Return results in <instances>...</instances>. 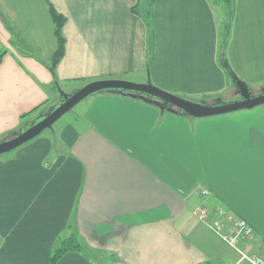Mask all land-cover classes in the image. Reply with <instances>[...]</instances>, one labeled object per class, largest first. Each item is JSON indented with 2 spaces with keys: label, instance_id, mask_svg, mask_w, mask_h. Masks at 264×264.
<instances>
[{
  "label": "crops",
  "instance_id": "1",
  "mask_svg": "<svg viewBox=\"0 0 264 264\" xmlns=\"http://www.w3.org/2000/svg\"><path fill=\"white\" fill-rule=\"evenodd\" d=\"M49 1L67 17L57 82ZM138 1L0 0V138L60 88L97 78L145 81L149 70L153 83L187 97L225 91L219 46L229 19V64L251 88L264 84V0H233L231 18L223 0H155L150 64ZM90 97L52 134L0 154V264H99L94 253L107 264H250L198 218L200 204L249 220L254 234L241 247L264 253V124H255L264 108L259 120L249 118L254 106L231 112V124H189L193 115L139 96ZM71 235L81 249L51 263Z\"/></svg>",
  "mask_w": 264,
  "mask_h": 264
},
{
  "label": "water",
  "instance_id": "2",
  "mask_svg": "<svg viewBox=\"0 0 264 264\" xmlns=\"http://www.w3.org/2000/svg\"><path fill=\"white\" fill-rule=\"evenodd\" d=\"M224 65L238 89L239 96L235 99L219 98L216 101H206L166 90L153 83L149 70L147 80L145 81L123 77H103L90 80L70 91L60 88L58 99L51 103L46 110L28 119L26 123L20 126L17 131H13L11 135L0 139V154L28 142L46 128H52L54 122L74 107L75 104L100 91L128 92L133 96H139L146 101L158 105L162 111L169 110L193 116L226 113L237 109L251 108L264 103V90L257 93L253 92L247 81L238 75L228 61Z\"/></svg>",
  "mask_w": 264,
  "mask_h": 264
},
{
  "label": "trees",
  "instance_id": "3",
  "mask_svg": "<svg viewBox=\"0 0 264 264\" xmlns=\"http://www.w3.org/2000/svg\"><path fill=\"white\" fill-rule=\"evenodd\" d=\"M214 2H219L222 0H213ZM227 3L228 7H230V12L228 13V17L231 18L233 15V0H223ZM154 4L155 0H139L135 5L132 6V9L143 15V17L146 20L147 23V34H148V64H150L153 54H154V34H155V29H154ZM49 8H50V13L52 15L53 21H54V33L57 39V47L55 51L53 52L51 59L49 61V69L51 73L53 74L55 82H57V74H56V67L61 59V57L64 54L65 51V36L63 34V25L67 19L66 15L60 12L52 2L49 1ZM230 34V19L226 21L223 24V31H222V36H221V41H220V48H219V61L221 65L225 68L227 75L230 79V82L232 84V78L230 74L228 73L226 67H225V62L228 61V58L226 56L225 50L228 42V37ZM5 53V49L0 47V58L2 55ZM229 62V61H228ZM248 83V82H247ZM249 84V83H248ZM235 85V84H234ZM250 85V84H249ZM122 94H129L128 92H120ZM132 95V94H130ZM214 100H211L210 98L214 97ZM224 99L225 97L221 93H211V94H204L200 96L199 99H203L206 101H216L217 99ZM40 106V105H39ZM39 106H36L32 108L31 110L24 112L21 114V126L26 123L28 119H25L29 113L37 109ZM47 109V108H46ZM45 109V110H46ZM44 111V110H43ZM36 115V114H35ZM34 115V116H35ZM33 117V116H32ZM20 128V127H19ZM18 128V129H19ZM16 129L15 131H17ZM7 136V135H6ZM5 136V137H6ZM4 138V137H2ZM1 139V138H0ZM0 242H1V234H0ZM81 243L75 238V236L71 235L65 238H62L60 242L55 244L53 247L50 261L51 263L57 262V260L67 251L69 250H80L81 249Z\"/></svg>",
  "mask_w": 264,
  "mask_h": 264
},
{
  "label": "built area",
  "instance_id": "4",
  "mask_svg": "<svg viewBox=\"0 0 264 264\" xmlns=\"http://www.w3.org/2000/svg\"><path fill=\"white\" fill-rule=\"evenodd\" d=\"M208 192L209 190L202 189V193ZM195 213L226 243L236 248L241 254V259H247L250 264H264V253L246 251L241 247V242L252 238L254 234L253 224L245 217L235 215L223 208L216 209L212 214V210L204 204L198 205Z\"/></svg>",
  "mask_w": 264,
  "mask_h": 264
},
{
  "label": "rangeland",
  "instance_id": "5",
  "mask_svg": "<svg viewBox=\"0 0 264 264\" xmlns=\"http://www.w3.org/2000/svg\"><path fill=\"white\" fill-rule=\"evenodd\" d=\"M215 3H222V4H225L223 1L221 2V1H219V2H215ZM222 7V6H221ZM220 7V8H221ZM227 13H229L230 12V7H228L227 6ZM219 11H221L220 9H219ZM120 75V74H119ZM122 75V74H121ZM118 77H121V76H118ZM230 80V79H229ZM263 83H264V81H262ZM252 88H253V90L254 91H256V93L258 92V90H261L262 88H264V84L263 85H259V86H252ZM219 93H221L225 98L227 97V99L228 100H231V99H235L236 97H238V95H239V93H238V91H237V87L234 85V84H232L231 82L228 84V87L225 89V91H222V92H219ZM90 96L89 97H86V98H84L83 100H81V101H79L77 104H75L74 105V107H72L70 110H68L67 112H65L60 118H58L55 122H54V124H53V127L52 128H55V130H57L58 129V126H59V122H61V121H63L65 118L66 119H69V118H72L73 116H79V112L82 110H84L85 109V107H86V105H87V102H89V100H90ZM191 98H195V99H199L200 98V96H198V98H196V97H191ZM214 98H215V96L214 97H212V98H210L211 100H214ZM44 105H47V104H44ZM44 106H41V107H39L37 110L35 109L34 111H32L31 112V114L30 115H32V113H34V112H36V113H38L39 111H41V110H43L44 108H43ZM43 108V109H42ZM254 108H256V109H254V111H251L250 113H248V114H251V116L249 117L251 120H252V118L254 119V120H259L260 119V117H261V111L260 110H263V108H264V103H262V104H258V105H256V107H254ZM45 110V109H44ZM241 109H237V111L236 110H233V111H235V112H238V111H240ZM233 111H229V112H226V113H220V114H215V115H208V116H198V118H197V116L196 117H193V116H190L189 118H190V121L188 120V123L189 124H196L197 123V121H199L200 120V122H198V124H231V122L230 121H236V120H231L232 118H231V112H233ZM29 115V116H30ZM34 115V114H33ZM28 116V117H29ZM200 118V119H199ZM263 119H264V117H262ZM262 118H261V120L260 121H258V122H255V124H257V123H259V124H264V121L263 122H261L262 121ZM202 119V120H201ZM237 121H239V119L237 120ZM248 123H250V122H248ZM239 124V123H238ZM226 126V125H225ZM224 127V126H223ZM43 132H45L46 134H48V133H50V134H52V129L51 128H46ZM41 134V133H40ZM11 135V134H10ZM213 178H210V180H212ZM221 179L224 181V182H226V183H228V181H230V179L228 178V177H221ZM228 185V184H227ZM226 204H224V207H221V208H223V209H225V210H228V211H230V212H232V213H234L235 215H240V214H237V213H235V212H233V211H231V209H229L228 207H226L225 206ZM241 216V215H240ZM95 255H94V257H95V260L99 263V264H107V259L103 256H100L98 253L96 254V253H94Z\"/></svg>",
  "mask_w": 264,
  "mask_h": 264
},
{
  "label": "flooded vegetation",
  "instance_id": "6",
  "mask_svg": "<svg viewBox=\"0 0 264 264\" xmlns=\"http://www.w3.org/2000/svg\"><path fill=\"white\" fill-rule=\"evenodd\" d=\"M237 90H238V89H237ZM261 90H264V88H262ZM261 90H258V92H259V91H261ZM253 92H255V93H256V91H253ZM238 96H239V95H238Z\"/></svg>",
  "mask_w": 264,
  "mask_h": 264
}]
</instances>
